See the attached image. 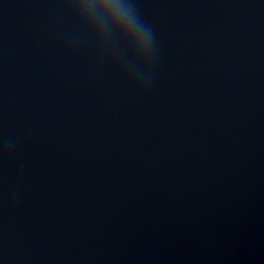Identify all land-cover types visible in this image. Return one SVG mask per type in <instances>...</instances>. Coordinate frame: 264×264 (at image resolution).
Here are the masks:
<instances>
[{
  "label": "water",
  "instance_id": "95a60500",
  "mask_svg": "<svg viewBox=\"0 0 264 264\" xmlns=\"http://www.w3.org/2000/svg\"><path fill=\"white\" fill-rule=\"evenodd\" d=\"M132 2L0 0V264H264V0Z\"/></svg>",
  "mask_w": 264,
  "mask_h": 264
},
{
  "label": "clouds",
  "instance_id": "9594fccd",
  "mask_svg": "<svg viewBox=\"0 0 264 264\" xmlns=\"http://www.w3.org/2000/svg\"><path fill=\"white\" fill-rule=\"evenodd\" d=\"M68 4L83 32L102 52L130 48L147 54L136 60L140 64L151 62L155 34L132 0H68Z\"/></svg>",
  "mask_w": 264,
  "mask_h": 264
}]
</instances>
